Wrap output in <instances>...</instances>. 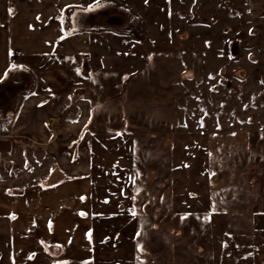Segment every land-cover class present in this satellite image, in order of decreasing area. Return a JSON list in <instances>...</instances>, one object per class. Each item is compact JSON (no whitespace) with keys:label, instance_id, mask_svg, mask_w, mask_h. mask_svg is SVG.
Segmentation results:
<instances>
[{"label":"rangeland","instance_id":"1","mask_svg":"<svg viewBox=\"0 0 264 264\" xmlns=\"http://www.w3.org/2000/svg\"><path fill=\"white\" fill-rule=\"evenodd\" d=\"M249 4L93 0L79 16L72 32L99 35L86 65L102 76L77 64L81 78L56 95L73 108L62 122L80 117L79 98L103 109L86 128L92 187L79 177L76 189L90 192L92 212H77L89 220L61 237L69 245L57 264H264L263 22ZM73 162L76 172L87 165ZM59 173L27 142L0 163L10 196L77 180ZM45 243L38 238L37 248ZM41 254L30 247L27 258Z\"/></svg>","mask_w":264,"mask_h":264},{"label":"crops","instance_id":"2","mask_svg":"<svg viewBox=\"0 0 264 264\" xmlns=\"http://www.w3.org/2000/svg\"><path fill=\"white\" fill-rule=\"evenodd\" d=\"M92 2L0 0V86L30 85L17 96H12L10 89L0 90V128L8 131L7 135L0 134V163L2 159H11L19 142H27L49 155L60 169L59 174L77 176L74 182L27 188L23 196L8 195L11 186L8 181H0V264H57V258L66 255L65 247L69 245L65 246L61 237H75L81 221L89 220L78 218L77 212H92L90 192L77 194L76 189L84 185L79 177L84 179L85 186L88 182L92 187V179L86 182V176H90L93 166L89 153L93 134L86 128L103 106L99 100L86 99L88 96L79 98L74 103L81 110L78 121L63 124L61 112L73 108L61 106L56 96L75 84L83 70L91 71L89 77L101 78V71L94 72L86 65L93 58V36L99 35L88 29L72 32L81 26L77 23L79 16L91 12ZM249 8L252 16L263 22L264 64V0H250ZM82 61L83 69L78 70L81 73L75 72ZM83 87L74 95H83ZM75 155L78 160L83 157L87 164L81 172L72 167ZM77 201L84 207L76 209ZM8 216L17 219L12 221ZM83 228L87 239L88 229ZM38 238L46 241L42 250L37 248ZM30 247L42 253L32 263L27 258Z\"/></svg>","mask_w":264,"mask_h":264},{"label":"trees","instance_id":"3","mask_svg":"<svg viewBox=\"0 0 264 264\" xmlns=\"http://www.w3.org/2000/svg\"><path fill=\"white\" fill-rule=\"evenodd\" d=\"M29 86L30 85H23V86L20 85L19 86V85H15L13 83H7L5 85L0 86V90L3 91V90L10 89V91L12 92L11 95L17 96L19 93L24 92L27 88H29ZM11 99L13 100L12 97L10 98V100ZM13 107H14V105L12 103L11 108H13ZM70 117H71V119L69 118V120H67L68 122H73V123L77 122V120L79 119V111L76 112L74 115H71ZM0 132H1L0 134H3V135L8 134V131L5 129V127H2V126L0 128Z\"/></svg>","mask_w":264,"mask_h":264},{"label":"snow or ice","instance_id":"4","mask_svg":"<svg viewBox=\"0 0 264 264\" xmlns=\"http://www.w3.org/2000/svg\"><path fill=\"white\" fill-rule=\"evenodd\" d=\"M133 215H135V213L133 212ZM142 250V249H141Z\"/></svg>","mask_w":264,"mask_h":264}]
</instances>
